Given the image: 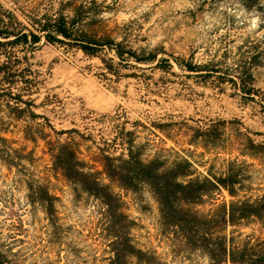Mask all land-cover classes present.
Returning a JSON list of instances; mask_svg holds the SVG:
<instances>
[{
  "label": "rangeland",
  "instance_id": "1",
  "mask_svg": "<svg viewBox=\"0 0 264 264\" xmlns=\"http://www.w3.org/2000/svg\"><path fill=\"white\" fill-rule=\"evenodd\" d=\"M66 1L0 0V10L27 22L29 15L56 12ZM99 1L109 6L105 17L119 40L158 48L159 56L206 60L208 48H218L224 34L234 50L258 42L264 53V0L252 6L246 0ZM17 54L27 71L13 91L33 105L15 94L0 95V249L13 264H112L114 220L100 199L76 189L54 167L60 141L72 143L121 199L129 238L150 258L129 256L128 264H209L210 258L163 225L149 185L135 191L107 178L104 151L119 155L134 139L143 158L159 157L166 167L188 159L193 174L186 179L221 175L233 162L237 196L219 186L191 205L200 215L217 214L234 199L264 197V58L252 69L260 91L252 100L228 84L220 88L188 76L174 60L171 72L134 62L117 67V75L99 57L69 45L43 40ZM31 185H46L58 197L53 220L42 203L30 200ZM224 232L238 240H264V218Z\"/></svg>",
  "mask_w": 264,
  "mask_h": 264
},
{
  "label": "trees",
  "instance_id": "2",
  "mask_svg": "<svg viewBox=\"0 0 264 264\" xmlns=\"http://www.w3.org/2000/svg\"><path fill=\"white\" fill-rule=\"evenodd\" d=\"M258 1L246 0V4L252 6ZM107 8L109 6L99 0H68L56 12L29 15L27 22L10 9L0 10V95L15 94L20 103L33 105L32 101L13 91L18 86V78L27 71L20 65L22 57L17 54V49L33 50L43 40L76 47L89 56H97L109 71L117 75V67L136 66L134 62L154 63L155 67L171 72L174 60L180 68L188 71V76L197 77L201 82L211 81L220 88L228 84L246 99L254 100L259 95L252 69L263 62L260 43L246 42L234 50L224 34L219 39L218 48L214 51L208 48L212 53L206 60L196 61L195 54L191 58L173 56L171 59V55L159 56L158 48H134L125 39L119 40L116 29L110 27L105 17ZM67 9L70 13L66 12ZM20 103L16 105L17 109L24 110ZM126 144L125 152L113 155L104 151L100 157L103 173L110 181L135 191L143 184L149 185L159 203L163 225L176 228L189 245L206 251L209 264H264V240L255 241L251 237L238 240L236 235L229 236L224 232L229 225L234 226L251 218L263 219L264 197L256 200L234 199L228 205H222L219 213L206 216L191 207L219 186L237 196L240 178L232 169L233 162L221 175L186 179L193 174L188 159L166 167V161L159 157L143 158V152L134 139L126 141ZM250 144L253 148L256 146L251 139ZM53 162L54 167L76 189L100 199L107 214L114 220L112 264H128L129 256L147 262V253L129 238V217L122 209L121 199L80 156L72 143L60 141L53 150ZM30 190V200L42 203L53 220L58 197L46 185H31ZM0 264H13L1 249Z\"/></svg>",
  "mask_w": 264,
  "mask_h": 264
}]
</instances>
